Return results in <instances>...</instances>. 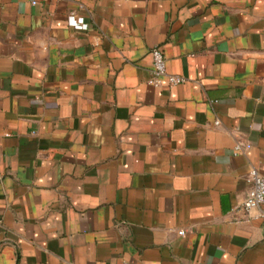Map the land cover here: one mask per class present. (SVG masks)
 <instances>
[{"label":"crops","instance_id":"crops-1","mask_svg":"<svg viewBox=\"0 0 264 264\" xmlns=\"http://www.w3.org/2000/svg\"><path fill=\"white\" fill-rule=\"evenodd\" d=\"M251 169L264 0H0V264H264Z\"/></svg>","mask_w":264,"mask_h":264},{"label":"built area","instance_id":"built-area-1","mask_svg":"<svg viewBox=\"0 0 264 264\" xmlns=\"http://www.w3.org/2000/svg\"><path fill=\"white\" fill-rule=\"evenodd\" d=\"M71 25L79 30L88 29L87 25L83 23V20H76L75 16L70 17ZM153 68L151 72V78L149 84L155 87L161 86L164 79H167L170 85L183 84L186 79L182 76L173 75L168 73L167 59L161 47H155L152 50ZM216 125H219V121H216ZM250 144L237 143L235 146V154H241L246 150L251 149ZM246 181L249 186V190L244 203L238 208L237 211L242 212L244 215H250V213L256 211L257 218L264 219V177L259 173L257 169H251L246 177ZM1 231V223H0ZM180 236H185L184 230L179 231Z\"/></svg>","mask_w":264,"mask_h":264}]
</instances>
